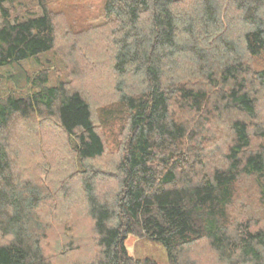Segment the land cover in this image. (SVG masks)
I'll return each instance as SVG.
<instances>
[{"label": "trees", "instance_id": "1", "mask_svg": "<svg viewBox=\"0 0 264 264\" xmlns=\"http://www.w3.org/2000/svg\"><path fill=\"white\" fill-rule=\"evenodd\" d=\"M16 1L0 0V67L53 51L74 67L0 96V264H157L130 255L131 234L170 264H205L188 253L199 242L216 264H264V0H99V22L61 41L51 0L13 17ZM28 129L53 136L30 159L64 150L58 178L16 158Z\"/></svg>", "mask_w": 264, "mask_h": 264}, {"label": "rangeland", "instance_id": "2", "mask_svg": "<svg viewBox=\"0 0 264 264\" xmlns=\"http://www.w3.org/2000/svg\"><path fill=\"white\" fill-rule=\"evenodd\" d=\"M94 1L96 2V0H51V2H53L52 7L55 10L60 11L62 14H64V17L62 18L67 23V25L66 24L64 25V23H57L59 25L58 27L59 36L57 33V37L59 41H61L63 30L67 27L72 33H77L99 22V20L95 21L94 15L96 17L100 15L101 12L99 10V7L103 5V2H100L98 0L99 4L93 5ZM8 6L12 8L13 17L27 15L29 14L30 10H33V11L41 10L40 6L36 3V0H17L14 3L13 7L10 4ZM100 20H103V18L102 19L100 18ZM0 23H1V15H0ZM236 37H238V33H237V30H234L231 32L230 38L236 40L235 39ZM61 51L64 53L65 51H67V48ZM69 59L73 60V58H69ZM100 60H101V64L104 63L102 62L103 61L102 59ZM188 62H190V60L187 57H184L181 63L182 66L180 67L181 74L183 71H187ZM252 63L256 64L257 62L256 60H253ZM73 67H74L73 62L64 58V56L60 52H57V51L47 52L42 55H39L38 57L26 59L20 62L19 64L0 67V96H5L10 93L24 94V93H29V92L38 90L39 87L32 86V80L37 76V74H39L44 69H49L50 81L47 85L48 86L55 85L58 83V81L62 79L67 80L68 78L72 77L71 69H73ZM102 67H104V65H102ZM122 116L123 114L120 113V116L117 117L116 119L111 120L108 126L104 125L105 129L108 130V134L114 136V140H112V136L110 137V139L112 140L111 144L117 145V142H119V140L121 142V140L124 139L122 132H123V128H125L127 125V121H126V117L125 116L122 117ZM99 120L100 122L104 124L105 121L101 119ZM194 129L196 128L194 127ZM31 131H32L31 129H28L27 134L22 133L24 136L18 137L20 140L15 139L14 142L10 144L11 149H14V151L17 152L18 157L16 158H23L26 153V150H28V152L26 153L25 158H29V154L32 151L33 153L38 154L39 153L38 148H37L38 143L39 144L43 143V146H44L48 144L45 139L53 140V136L50 135L49 129L44 131L43 138L41 137L39 138L38 136L37 137L30 136ZM209 133H210L209 129L204 128L202 132L198 133L199 134L198 139L202 140L200 136L209 135ZM199 141L196 140V142L193 143V146L197 147V145H199ZM47 148H48V145H47ZM214 150H219V149L214 146H210V148L207 149V151L210 152L212 157H213L212 153L214 152ZM193 151L195 152V150ZM58 153L62 155L64 154V150L56 151L52 149L44 157H40V159L39 157H32V159L30 158L26 159V162L28 166L29 165L32 166L31 171H35V173H37L34 175L42 176L43 172L46 171L49 179L53 177L58 178L57 173L60 170V167H59V163L56 162V158L54 157L55 155H58ZM27 154H28V157H27ZM34 158H37V159H34ZM213 159L218 160V156ZM38 160L42 162H36ZM216 161H215V164L219 163ZM43 165L45 167H43ZM26 174L28 178H35V176L30 175L29 171L26 172ZM43 179H45L44 176H43ZM74 195L76 194L74 193ZM238 201L242 202L244 207H246L247 203H246L245 198L243 199L242 197ZM66 202L67 204H70L72 206L78 205L76 198L74 196ZM59 208H61V205L59 206ZM62 213H63V210L58 209L57 214L61 215ZM260 214L262 215L263 213L260 212ZM61 231H62L61 228H59V231L57 234H60ZM63 243L64 241L60 242L61 245ZM126 245H127L130 255H132L135 259L143 260L145 258H151L154 261H156L157 264H170L168 255H167V250L164 247V245L158 240H152L145 236L141 237L138 235L131 234L128 236ZM205 245H206L205 243L199 242L198 244L194 245L192 248H189L188 253L191 254L194 258L197 257V258L203 259L205 264H216L214 261L215 259L214 260L212 259L214 254L211 253L206 248Z\"/></svg>", "mask_w": 264, "mask_h": 264}]
</instances>
